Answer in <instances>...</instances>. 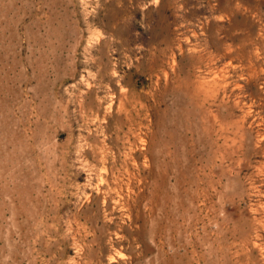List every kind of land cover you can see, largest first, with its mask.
Masks as SVG:
<instances>
[{"label":"rangeland","instance_id":"rangeland-1","mask_svg":"<svg viewBox=\"0 0 264 264\" xmlns=\"http://www.w3.org/2000/svg\"><path fill=\"white\" fill-rule=\"evenodd\" d=\"M0 264H264V0H0Z\"/></svg>","mask_w":264,"mask_h":264},{"label":"bare ground","instance_id":"bare-ground-1","mask_svg":"<svg viewBox=\"0 0 264 264\" xmlns=\"http://www.w3.org/2000/svg\"><path fill=\"white\" fill-rule=\"evenodd\" d=\"M237 85V84H236ZM216 116V115H215ZM211 117V116H210ZM213 119V118H212ZM215 133V132H214ZM168 243V242H167ZM262 250V249H261ZM193 252H194V250H193ZM199 257V256H198Z\"/></svg>","mask_w":264,"mask_h":264}]
</instances>
